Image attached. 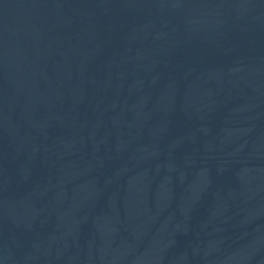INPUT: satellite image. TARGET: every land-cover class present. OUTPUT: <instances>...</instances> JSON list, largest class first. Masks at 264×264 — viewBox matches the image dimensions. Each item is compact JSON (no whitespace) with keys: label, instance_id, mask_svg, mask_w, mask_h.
I'll list each match as a JSON object with an SVG mask.
<instances>
[{"label":"water","instance_id":"1","mask_svg":"<svg viewBox=\"0 0 264 264\" xmlns=\"http://www.w3.org/2000/svg\"><path fill=\"white\" fill-rule=\"evenodd\" d=\"M0 264H264V0H0Z\"/></svg>","mask_w":264,"mask_h":264}]
</instances>
